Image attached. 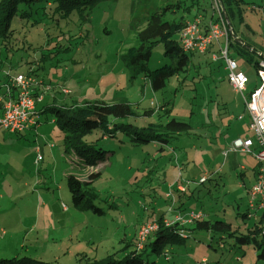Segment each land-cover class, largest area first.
<instances>
[{
    "label": "rangeland",
    "instance_id": "rangeland-1",
    "mask_svg": "<svg viewBox=\"0 0 264 264\" xmlns=\"http://www.w3.org/2000/svg\"><path fill=\"white\" fill-rule=\"evenodd\" d=\"M166 1L105 0L87 9L83 18L73 12L67 19H59L54 24L47 23L46 15L40 10L34 18H40L41 23L32 29L22 26L25 21L18 18L12 21L18 31L25 30V37L19 35L14 39V50L6 49L0 41L1 70L28 71L33 78V88L40 84L45 91L66 89L64 93L73 94L70 97L77 102L90 98L105 103H127L135 114L125 117V122L138 127L175 116L189 121L193 129L174 139L163 154H158L151 144H133L123 134L118 135L123 145L117 137L96 141V147L101 145L100 149L107 148L112 154L96 166L75 169L80 179H87L88 174L98 170L101 172L92 182L98 192L93 202L105 213L96 215L71 206L65 175L74 173L68 165L72 156L68 154L67 160L62 157L61 130L57 123L49 121L51 111H44L38 128L24 136L0 127V224L3 234L0 258L26 256L51 264H76L83 254L88 258H102L132 242L141 248L136 242L137 231L145 222L157 223L159 209L167 210L168 214L181 203V214L189 210L212 217L225 214L232 221L248 209L247 189L253 183L251 167L255 158L251 154L234 153L228 159L234 160L236 167L223 163L225 144L238 135L232 132L229 139L228 130L219 129L227 123L222 117L226 113L234 117L242 109L243 100L228 85L218 63L212 64L217 68L214 72H209L208 67L201 69L203 77L199 76L193 89H183L176 81L175 85L181 88L171 91L168 85L154 95L149 92L150 88L145 89V82L141 84L144 77L138 76L132 82L127 80L124 63L130 52L128 48L135 44L129 22L133 16L138 18ZM261 1L264 0L256 1V5L263 7ZM170 2L173 6H195L192 0ZM205 7H211L208 0ZM181 13L176 12V17ZM184 16L186 20L192 18L191 11L184 12ZM49 25L61 35L51 38L46 49L43 43L49 37L45 31L52 28L47 29ZM262 25L264 28V20ZM35 30L40 33L37 38ZM29 41L34 48H30ZM230 53L238 67L246 73H254L252 64L245 63L233 49ZM41 54L49 56L40 58ZM167 62L162 46L155 45L148 69ZM170 98V113L166 116V109L161 105ZM234 119L231 124L236 123ZM120 121L117 119L115 123ZM100 133L95 130L86 139L95 141ZM246 134L253 138L252 132ZM50 142L54 145L51 153ZM39 147L43 159L38 165L34 164V156ZM73 159L77 160L75 156ZM222 163V172L214 173ZM239 165L246 167L247 176L243 179L238 174ZM203 175L207 179L200 182ZM176 182L184 187L181 192L176 191ZM166 193L169 198L165 197ZM61 202L67 205L68 213L61 214L54 208ZM111 202L113 206L108 207ZM50 205L51 216L48 214ZM145 252L143 257L149 261L156 259L158 264H264V260L256 257L251 244H236L229 236L211 237L205 230L189 231V239L184 244L167 248V258L155 257L149 248Z\"/></svg>",
    "mask_w": 264,
    "mask_h": 264
},
{
    "label": "trees",
    "instance_id": "trees-1",
    "mask_svg": "<svg viewBox=\"0 0 264 264\" xmlns=\"http://www.w3.org/2000/svg\"><path fill=\"white\" fill-rule=\"evenodd\" d=\"M105 0H0V41L6 49L15 48L14 39L19 35L25 37V30H19L12 26L14 19H19L21 25L32 29L40 22V18H34L35 15L42 10L46 15L47 23L54 24L59 19H67L73 12H76L82 18L83 13ZM225 16L230 23L241 16V11L236 10L240 7L237 0H221ZM170 0L154 6L144 15L133 16L129 22V28L132 30L135 38V44L130 46L127 60L124 63V70L127 74V80L132 82L138 76L144 77L150 88L157 92L166 88L169 81L178 76L181 72H185L189 66V52L185 51L177 38L178 33L185 27L187 20L184 12L188 13L190 7L188 5H172ZM184 6V7H183ZM181 11L180 16L176 17V12ZM173 15V16H169ZM44 19V17H43ZM190 21V20H189ZM41 23V22H40ZM49 27H52L48 29ZM52 25L47 26L48 30L47 42L43 46L47 49L51 38H56L61 34L52 30ZM24 33V34H23ZM36 38L39 31H36ZM20 36V37H21ZM233 33L228 37L229 48L232 45L238 55L247 54L248 48L237 41ZM24 41V39L22 38ZM20 44V41L16 42ZM30 48L32 44L28 42ZM160 44L163 48V56L168 62L153 69H148V61L152 55L153 47ZM20 46V45H19ZM17 46L16 48H19ZM23 48V47H22ZM43 48V47H42ZM50 49V48H49ZM50 53V52H49ZM48 57L49 54H41V57ZM46 59V58H45ZM29 62V61H28ZM257 61L254 62V66ZM12 72V71H11ZM6 76V75H5ZM167 100L162 103V107L166 109L165 115L169 116L170 102ZM55 123L62 132V143L65 152L73 153L77 160V166L81 169L96 166L98 162L106 160L112 152L107 148L96 147V141L99 139L107 140L108 138H116L123 145V141L119 134L128 136L131 143L136 145L151 144L155 151L163 154L167 151L172 141L181 134H187L190 124L188 121L169 116L164 121H153L147 125L138 127L125 122V117L134 115L135 112L127 103H105L102 100L83 99L80 102L67 105L64 107L51 108ZM112 117L111 121L108 117ZM122 120L115 123V120ZM124 119V120H123ZM95 130H100V136L94 140L86 139ZM106 150V151H105ZM109 152V153H107ZM100 171L94 174H88L87 179H80L74 174L66 176V184L70 193L71 206L81 211H90L96 215L105 213L103 208L94 204L98 192L92 186V182L99 177ZM111 202L108 207H112ZM188 213L180 214L181 220L174 218L164 219L163 216L156 218L157 229L149 234L143 242L141 248L136 243L124 244L120 249L113 253H109L102 258H88L80 255L76 264H158L157 260L149 261L143 257V252L149 248L150 253L155 257L161 255L167 258V248L178 244H184L189 239V231L205 230L211 237L219 238L229 236L233 238L234 243L251 244L256 252L258 259L264 260V233L260 230V220L246 222L247 212L242 213L239 218L244 224L248 223L246 228L240 229L237 222L224 218L207 219L201 217L187 221ZM234 224H237L234 226ZM191 226V227H190ZM1 236V230H0ZM137 242V241H136ZM132 247V248H131ZM121 253V255L119 254ZM146 254V252H145ZM204 262V259L201 260ZM0 264H51L42 260L31 257H12L0 258Z\"/></svg>",
    "mask_w": 264,
    "mask_h": 264
},
{
    "label": "built area",
    "instance_id": "built-area-1",
    "mask_svg": "<svg viewBox=\"0 0 264 264\" xmlns=\"http://www.w3.org/2000/svg\"><path fill=\"white\" fill-rule=\"evenodd\" d=\"M210 2L214 18L209 22L206 31H201L198 18L187 21L180 31V43L187 52H204L212 41L217 42L223 38L218 53H212L211 58L213 60L221 58L224 61L228 83L242 96L250 118L249 129L253 133V138H234L222 153L226 156L229 152H243L253 155L257 161L256 178L248 191L247 216L255 219L259 216L260 230L264 233V57L260 58L256 65L258 86L248 95H244L248 76L239 70L229 54L228 37L232 34V30L227 25L222 2L221 0H210ZM4 75L8 78L5 84L7 98L0 115V127L8 132L21 134L29 126L35 125L36 103L41 100L42 95H33V78L30 75L9 70H5ZM254 142L256 148H252ZM39 160L41 155L37 154L36 162ZM206 179V176H202L199 181L204 182ZM257 213L259 214L256 215ZM201 217H203L201 212L190 211L187 221ZM175 220H182V217L176 215ZM157 227L155 222H145L139 227L137 231L139 247H142L143 242Z\"/></svg>",
    "mask_w": 264,
    "mask_h": 264
},
{
    "label": "crops",
    "instance_id": "crops-1",
    "mask_svg": "<svg viewBox=\"0 0 264 264\" xmlns=\"http://www.w3.org/2000/svg\"><path fill=\"white\" fill-rule=\"evenodd\" d=\"M208 1L211 5L210 0H208ZM237 1L240 2L241 6L236 7V10H240L242 13H241L240 17L239 16L236 17L231 22V26H232L233 33L236 36V38L238 39L239 43L243 42L241 44L248 47V48H245L248 53L243 54V55H238L237 52L234 50V48L231 45L229 48V54L231 57H233L230 53V49H233L238 56L242 57V59L245 63H249V64H252L254 66V62H256V61L258 62V60L260 58L264 57V44H263L264 28L262 25L263 20H264V6L263 7L261 5L257 6L256 1H258V0H237ZM205 3H206V0H202V1L201 0H192V4H195V6H193L189 9L192 13V18H190L189 20H192L193 18H198L200 20L199 26H200V29L202 32L206 31L209 22L212 20V18H214L212 7H205ZM261 3H264V1H261ZM210 9L212 10L211 13H210ZM224 15H225V11H224ZM189 20H187V21H189ZM177 38L180 39V33H178ZM220 43H223V38H220L219 41H217V42L212 41L211 44L207 47V49L204 52H198V51L189 52V56H190L189 66L185 72H181L178 76L173 77L169 81V83H168L169 86L168 85L167 86L170 88V90L175 91L180 86L183 89L184 88L193 89L195 87L194 82L197 83L199 81L200 75H201V77H203V75L200 74V71L202 68L208 67L207 69L209 72H214L217 69L215 66L212 67L213 63H218L217 66L218 67L220 66L219 68L224 70L225 79L227 80V70L225 68L224 61L221 58H218L215 60H213L211 58L212 53H218ZM259 53H261V54H259ZM0 62H1V59H0ZM238 68L240 71H242L244 74H246L248 76V82L246 85V89L244 90V95H248L250 93V91L255 89L259 84V79H258V76H257L256 71H255L256 66H254V73L255 74L254 73L253 74L246 73L240 67H238ZM1 69L2 68L0 67V115L3 112V104L7 98V93L5 90V84L8 81V78L4 75V70H1ZM10 70L14 73H24V74L29 75L28 71L27 72L26 71L23 72L20 70L17 71V70H15V68H10ZM189 76H191L192 78ZM182 77H183V79L181 80ZM143 80H144L143 82L140 81L141 84H143L145 82L146 83L145 89L149 90L150 86H149L148 81L145 79H143ZM186 80H188L189 82H186ZM176 81H178V84L180 86L175 85ZM228 85H230V84H228ZM140 87H141V85H140ZM66 91H67L66 89H62V88L59 89V91H56L55 89H53V90L50 89L48 91H45L44 87H42V85H40V84L36 85L35 88L33 89V95H39L40 94V95H42V98L40 101H38L36 103L35 125L29 126L21 134H18V133H16V134H18L20 136H24L26 133L31 132L33 130H36L40 124V122L38 121L40 119V115L44 111H51L52 112L51 108L64 107L67 105L77 103V101H75L74 97H72V98L70 97V96H74V95L73 94L67 95L66 93H64ZM68 91H70V90H68ZM149 92L150 93L152 92L154 95L156 94V92L153 91L151 88H150ZM235 93L237 95H240L236 91H235ZM83 99H86V98H83ZM83 99H81V100H83ZM163 100H165V99H163ZM167 100H171V98L167 99ZM224 108H225V106H224ZM237 108H238V105H237ZM226 112H227V108H226ZM50 115H51V118L49 121L54 124L55 118L53 116V113H50ZM232 118H235L234 120L236 121V123L231 124ZM222 121H227V123H225V125L220 126L219 129L222 130L224 128L225 130H228V135H230L229 139L232 137V135H231L232 132H234L236 135H238V136H235L234 138H237V137L251 138V137H248L246 134L248 132H251V130L249 129L250 118H249V115L245 109L244 102H242V109H240L239 112L234 117H231V116H229L228 113H226V115L222 117ZM188 123L190 124V127H191L189 129V131H191L193 129L192 128L193 125L189 121H188ZM59 133H61V136H62V132H59ZM220 133H221V131H220ZM234 138H231V140H229V142H227V144H225V146L227 145L225 148H227L229 146V144L231 143V141ZM48 146H49V151L51 153L54 145L50 142V143H48ZM256 147H257V145L254 142L252 148H256ZM167 151H168V148H167ZM35 152L36 153L34 156V164L39 165V162H41L43 159V156L41 154L42 153L41 148L39 147L38 150L36 148ZM234 153H243V152H229L226 156H224V162H223L232 168L236 167L237 163L234 160L228 159V157L230 156V154L232 155ZM37 154L41 155V160H39L38 162H36ZM68 154H71V156H72L68 165L71 166L72 169H74V173H69V174L75 175V169H77L76 167H78L76 162H74V159H73V156H75V155L73 153H71L70 151L69 152L64 151L62 153V155H63L62 157H64V159L67 160ZM243 154H247V153H243ZM223 163L221 165H219V167L214 171V173H218L219 171L222 172ZM256 167H257V161L255 160V163L252 164V167H251V170L253 172V183H254L255 178H256ZM78 168H80V167H78ZM238 169H239L238 174L240 175L241 179H243L244 177L247 176L246 171H245L246 170L245 166L239 165ZM98 171H100V170H98ZM67 175L68 174L65 175V181H66ZM163 177H162V179H163ZM175 185H176V191L177 192H181L184 189V187L181 186L178 182H176ZM169 186L173 187V185H171V184H169ZM250 187L247 189V194H248ZM165 197L169 198L167 193H166ZM181 205L182 204L180 203V204H177L176 206H174V209H172L173 212L171 210H170V212H168V214H170V216H168L167 210L165 211V209H164V211H163V210L159 209L157 212L156 218H158V216H163L164 219L174 218L179 213V211H182L180 208V207H182ZM49 207L50 208H49L48 214L51 216L50 209L52 208V206L50 205ZM54 208L56 209V211L60 212L61 214H66L69 212L67 205L63 202H61L60 206L54 207ZM168 209H170V208H168ZM190 211H193V210H189L187 212H190ZM198 212H200V211H198ZM245 212H247V209L245 210ZM186 213H183V214H186ZM180 214H181V212H180ZM202 214L207 219H213V218L219 217V218H224V219L230 220L229 217L225 214H223L224 216H219L218 214H215L214 217L210 216L208 213H202ZM258 214L259 213H257L256 215H258ZM236 218L235 219L233 218V219H234V221L238 220V222L240 223L239 228L240 229L246 228L248 223L244 224L242 221L239 220V218H237V219ZM245 220H246V222H252V221H259L260 219L258 216L256 219L255 218H251V219L245 218ZM235 225H237V224H234V226ZM1 227L2 226L0 224V230H1ZM1 234H2V231H1ZM2 235L0 236V242H1V239L3 240V238H1Z\"/></svg>",
    "mask_w": 264,
    "mask_h": 264
},
{
    "label": "water",
    "instance_id": "water-1",
    "mask_svg": "<svg viewBox=\"0 0 264 264\" xmlns=\"http://www.w3.org/2000/svg\"><path fill=\"white\" fill-rule=\"evenodd\" d=\"M225 19H226V21H227V25L230 27V23H229V21L227 20V18H226V16H225ZM231 28V27H230ZM237 41H238V39L237 38H235ZM241 42V41H240ZM241 43H243V42H241Z\"/></svg>",
    "mask_w": 264,
    "mask_h": 264
}]
</instances>
